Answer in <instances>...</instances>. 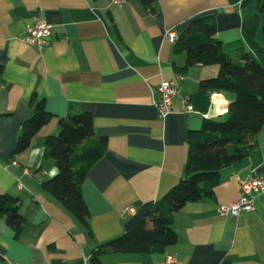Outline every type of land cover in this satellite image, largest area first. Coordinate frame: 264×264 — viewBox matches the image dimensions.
<instances>
[{"label": "crops", "instance_id": "0c3cea01", "mask_svg": "<svg viewBox=\"0 0 264 264\" xmlns=\"http://www.w3.org/2000/svg\"><path fill=\"white\" fill-rule=\"evenodd\" d=\"M155 8L151 13L139 0H0V194L19 198L26 220L16 234L0 216V264H90L97 245L132 228L179 181L187 131L198 130L203 117L225 116L231 99L224 93L210 95L207 116L182 112L176 98L159 116L154 100L162 81L189 98L218 70L184 68V53L175 52L164 34L178 36L192 18L213 14L224 49L249 52L240 27L257 14L256 0H156ZM33 13L52 24L42 50L22 40ZM256 39L264 48L260 31ZM33 93L44 98L53 118L12 159ZM70 111L90 113L94 132L107 138L106 151L81 185L88 232L40 186L57 172L42 141L56 134L58 118ZM249 172L264 177V127L246 157L220 170L212 197L174 213L173 245L161 253L107 254L102 264H168V257L173 264H264V193L252 212H218L237 199L239 181ZM127 206L134 212H124Z\"/></svg>", "mask_w": 264, "mask_h": 264}, {"label": "trees", "instance_id": "16d2710c", "mask_svg": "<svg viewBox=\"0 0 264 264\" xmlns=\"http://www.w3.org/2000/svg\"><path fill=\"white\" fill-rule=\"evenodd\" d=\"M139 1L149 12H155L156 0ZM256 6L257 14L244 18L240 27L249 52L231 54L224 49L216 38L213 14L192 18L178 34L174 51L184 53V68L218 67L216 75L201 79L189 97L194 110L206 113L210 95L224 93L231 99L226 114L219 119L203 117L198 130L187 131V159L179 181L132 228L97 245L91 251L90 264H102L101 258L107 254L161 253L173 245L177 240L171 227L174 213L188 203L212 197L220 170L241 161L254 148L256 135L264 127V48L256 39L258 31L264 36V24L260 26L264 0H256ZM28 106L31 112L20 124L12 159L25 151L32 138L53 118L46 110L44 98L36 93L31 95ZM42 145L57 169L52 177L41 182L42 190L88 232L89 212L81 185L106 151V136L94 132L90 113L70 111L58 118L56 134L46 136ZM19 205V198L0 194V216L16 234L26 223Z\"/></svg>", "mask_w": 264, "mask_h": 264}, {"label": "built area", "instance_id": "2783aa9c", "mask_svg": "<svg viewBox=\"0 0 264 264\" xmlns=\"http://www.w3.org/2000/svg\"><path fill=\"white\" fill-rule=\"evenodd\" d=\"M123 0H114V2H121ZM52 24L43 19L38 13L31 14L29 23L25 27V32L22 36V40L29 46L35 47L37 50H42L48 43V37L51 34ZM165 39L174 43L177 39V35L173 31H167L164 34ZM176 79L181 80L182 75L177 73ZM159 97L154 100V105L157 109L159 116L164 117L170 111L171 101L176 98L182 112L191 113L194 112V108L189 101L188 97L183 96L180 93V88L172 81H162L158 87ZM211 103L209 104V110L211 109ZM204 113V116H207ZM12 165H17L15 160L11 161ZM16 186L20 189L22 187L19 181L16 182ZM264 193V177H261L254 173H248L243 179L239 181L238 197L235 201L227 206H221L219 208L220 215H238L239 213H249L255 209V198L257 195ZM124 212L133 213L134 208L127 206L124 208ZM168 264H173V260L168 257L166 259Z\"/></svg>", "mask_w": 264, "mask_h": 264}, {"label": "bare ground", "instance_id": "6f19581e", "mask_svg": "<svg viewBox=\"0 0 264 264\" xmlns=\"http://www.w3.org/2000/svg\"><path fill=\"white\" fill-rule=\"evenodd\" d=\"M213 98H214V101L216 102L217 96L215 95Z\"/></svg>", "mask_w": 264, "mask_h": 264}]
</instances>
